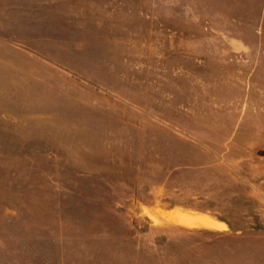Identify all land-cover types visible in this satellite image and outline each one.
Wrapping results in <instances>:
<instances>
[{
  "label": "rangeland",
  "instance_id": "1",
  "mask_svg": "<svg viewBox=\"0 0 264 264\" xmlns=\"http://www.w3.org/2000/svg\"><path fill=\"white\" fill-rule=\"evenodd\" d=\"M0 264H264V0H0Z\"/></svg>",
  "mask_w": 264,
  "mask_h": 264
},
{
  "label": "bare ground",
  "instance_id": "2",
  "mask_svg": "<svg viewBox=\"0 0 264 264\" xmlns=\"http://www.w3.org/2000/svg\"><path fill=\"white\" fill-rule=\"evenodd\" d=\"M186 221H187V220H186ZM188 223H190V222L188 221ZM192 223H194V221H193Z\"/></svg>",
  "mask_w": 264,
  "mask_h": 264
}]
</instances>
